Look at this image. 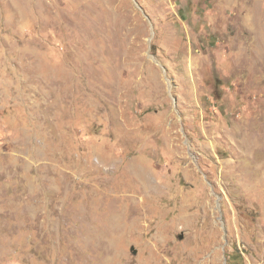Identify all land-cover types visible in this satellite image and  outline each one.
Returning a JSON list of instances; mask_svg holds the SVG:
<instances>
[{
  "label": "rangeland",
  "instance_id": "rangeland-1",
  "mask_svg": "<svg viewBox=\"0 0 264 264\" xmlns=\"http://www.w3.org/2000/svg\"><path fill=\"white\" fill-rule=\"evenodd\" d=\"M0 264H264V0H0Z\"/></svg>",
  "mask_w": 264,
  "mask_h": 264
}]
</instances>
